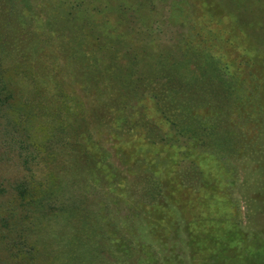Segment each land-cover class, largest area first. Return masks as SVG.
<instances>
[{
  "label": "rangeland",
  "instance_id": "rangeland-1",
  "mask_svg": "<svg viewBox=\"0 0 264 264\" xmlns=\"http://www.w3.org/2000/svg\"><path fill=\"white\" fill-rule=\"evenodd\" d=\"M70 1L82 17L97 6L92 0ZM103 1L125 14L127 31L132 25L139 29L138 44L155 45L156 56L170 59L169 70L190 72V82L222 97L223 112L215 117L206 107L212 98L196 103L203 122L228 124L236 133L228 139L215 135L219 145L229 153L246 137L264 151V35L244 23L264 22V0L257 6L254 0ZM52 5V0H0V58L9 69L22 63L20 71L44 79L49 92L78 90L80 65L73 60L80 56L78 45L101 52L102 39L94 33L85 37L84 20L77 21L80 26L67 22V11L59 17ZM113 51H103L111 57L107 64L119 54ZM101 89L108 92L104 83L90 81L84 92L96 96ZM171 130L162 136L164 143H152L146 132L145 147L131 139L130 157L107 168L109 173L92 178L74 172L51 220L33 216L28 202L16 196L15 182L28 180L29 173L21 161L3 158L0 141V264H264V167L259 168L264 161L251 152L232 167L227 158L185 147V137ZM69 203L88 208L85 239L76 221L66 223L57 214ZM85 249L90 253H82Z\"/></svg>",
  "mask_w": 264,
  "mask_h": 264
},
{
  "label": "trees",
  "instance_id": "trees-1",
  "mask_svg": "<svg viewBox=\"0 0 264 264\" xmlns=\"http://www.w3.org/2000/svg\"><path fill=\"white\" fill-rule=\"evenodd\" d=\"M92 1L97 5L91 11H94V17L91 12L82 17L77 8H71L70 0H52L54 5L51 6V9H60L57 11L59 17H64L67 11V22L77 24V21L84 20L89 30H81L80 33L85 37L94 33L96 39H102L98 47L101 52L88 50L83 42L78 45L80 56L73 59L80 65V77L77 76L76 83L78 90L49 92L44 79L20 71L22 63L9 69L0 58V141L5 149L3 158L21 161L18 164L29 173L28 180L21 177L15 182V189L16 196L28 202L33 216L41 215L51 220L50 214L56 211L60 196H66L74 172L82 177L89 173L92 178L97 173H109L107 168L117 166L118 161L130 157L127 147L131 139L132 142L149 140L147 136L141 138L144 132L152 137L149 140L152 143H164L161 142L162 136L172 133L173 128L187 140L183 142L185 147L198 146L219 161L227 158L225 162L231 166L235 160L242 161L243 156L251 152L264 161L263 149L256 150L246 137H240L241 141L235 148L230 146L229 153L224 144L219 145L215 135L221 133L224 139H228L236 137V133L230 131L228 124L203 122V114L197 108L201 106L196 103L212 98L206 107L212 108L208 109V115L215 117L223 112L222 97L217 94L216 98V92L206 93L207 86L203 83L190 82V72L182 74L169 70L170 59L156 56L155 45L138 44L140 38L136 26L132 25L127 31L125 14L109 10L103 0ZM252 3L253 6L263 5L257 0ZM83 4L87 2L83 1ZM261 14L264 15V10ZM22 17L16 16L17 20ZM136 20L139 22L140 18ZM248 21L250 27L254 26L264 35L263 21L260 20L259 25L257 19L247 18L244 23ZM107 48L119 52L117 58H112L108 64L111 57L103 52ZM159 60L161 62L155 63ZM216 77L220 76L217 74ZM90 81L100 87L104 83L108 92L101 89L96 96H86L84 89L87 91ZM261 116L264 117V112ZM143 151L147 153L149 149ZM263 167L264 164L259 166L261 170ZM65 179L68 180L65 182ZM64 206L57 214L66 223L76 221L83 229L79 233L78 226L75 231L85 239L86 232L83 230H87L89 225L88 208L71 203ZM87 252L90 253L89 249L82 253Z\"/></svg>",
  "mask_w": 264,
  "mask_h": 264
}]
</instances>
